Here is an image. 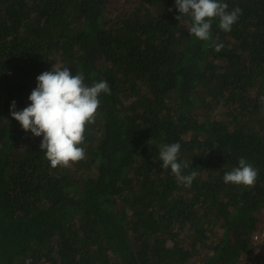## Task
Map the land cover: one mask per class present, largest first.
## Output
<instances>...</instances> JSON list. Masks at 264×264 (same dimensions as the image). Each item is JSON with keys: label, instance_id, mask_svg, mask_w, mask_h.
Returning <instances> with one entry per match:
<instances>
[{"label": "trees", "instance_id": "trees-1", "mask_svg": "<svg viewBox=\"0 0 264 264\" xmlns=\"http://www.w3.org/2000/svg\"><path fill=\"white\" fill-rule=\"evenodd\" d=\"M223 2L242 14L205 42L175 0H0V264L264 263V0ZM55 62L111 88L67 168L10 111ZM241 157L254 186L223 180Z\"/></svg>", "mask_w": 264, "mask_h": 264}, {"label": "clouds", "instance_id": "clouds-1", "mask_svg": "<svg viewBox=\"0 0 264 264\" xmlns=\"http://www.w3.org/2000/svg\"><path fill=\"white\" fill-rule=\"evenodd\" d=\"M176 7L182 15L176 17L183 23V17H189L186 25L189 33L201 41H212V25L218 20V27L230 32L237 23L242 9L229 10L223 0H175ZM215 51L224 48L223 43H215ZM11 74V73H9ZM37 86L28 99L31 103L23 110H16V101L11 103V116L20 122L25 131H31L36 137L43 136L40 150L45 152L46 159L52 168L69 167L86 157V125L94 124L101 96L111 95L110 85L106 80L94 82L91 86L85 83L83 72L73 74L69 66L54 63L51 70L37 76ZM181 144L179 142L164 144L159 150V160L163 169L170 168L178 184L190 187L198 173L185 174L189 167L187 161H180ZM259 169L247 159L241 157L239 166L224 174L226 184L233 183L245 187L254 186L258 179Z\"/></svg>", "mask_w": 264, "mask_h": 264}, {"label": "rangeland", "instance_id": "rangeland-1", "mask_svg": "<svg viewBox=\"0 0 264 264\" xmlns=\"http://www.w3.org/2000/svg\"><path fill=\"white\" fill-rule=\"evenodd\" d=\"M122 2V6L126 9V11L128 10V8L130 9L132 7V5L138 1V0H118ZM262 247V246H261Z\"/></svg>", "mask_w": 264, "mask_h": 264}, {"label": "built area", "instance_id": "built-area-1", "mask_svg": "<svg viewBox=\"0 0 264 264\" xmlns=\"http://www.w3.org/2000/svg\"><path fill=\"white\" fill-rule=\"evenodd\" d=\"M264 264V263H263Z\"/></svg>", "mask_w": 264, "mask_h": 264}]
</instances>
